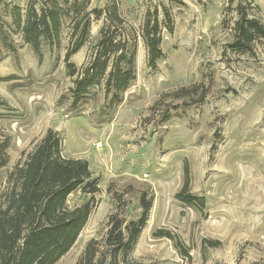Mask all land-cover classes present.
<instances>
[{
  "label": "rangeland",
  "instance_id": "1",
  "mask_svg": "<svg viewBox=\"0 0 264 264\" xmlns=\"http://www.w3.org/2000/svg\"><path fill=\"white\" fill-rule=\"evenodd\" d=\"M55 1L58 44L43 40L39 57L16 28L13 8L24 15L33 4L39 13L53 0H0V209L11 173L51 129L61 156L88 161L99 190L77 241L55 264H75L88 242H103L110 216L136 222L142 195L152 207L131 264H264V40L254 55L229 49L240 0ZM241 1L264 23V0ZM107 6L123 17V33H134L136 77L119 102L102 82L72 107L76 76L64 61L72 22ZM146 11L160 27L155 69L141 35ZM89 19L84 46L70 58L78 69L90 60L105 14ZM186 179L203 207L176 198ZM88 200L78 190L66 206Z\"/></svg>",
  "mask_w": 264,
  "mask_h": 264
},
{
  "label": "trees",
  "instance_id": "2",
  "mask_svg": "<svg viewBox=\"0 0 264 264\" xmlns=\"http://www.w3.org/2000/svg\"><path fill=\"white\" fill-rule=\"evenodd\" d=\"M65 1H73V5L79 2ZM233 1L230 0V5ZM56 3L53 0V6L42 8L39 13L30 4L24 15L20 8H13L16 28L21 31L24 42L39 57L43 40L58 44L61 15ZM250 7V2L243 3L241 0L234 7L237 17L233 22V41L228 46L231 52L254 55L256 42L264 40V23L250 14ZM84 11V8H80L78 14ZM90 12L72 22L71 46L64 55L68 74L76 76L71 92L72 107L79 104L90 87L99 86L102 82L106 95L112 93L114 102H119L120 95L136 77L134 33L129 37L123 33L124 19L117 7L107 6L103 10ZM163 12L168 27L170 15L166 10ZM90 14L97 19L105 14V22L88 64L78 69L70 58L84 46L89 34ZM142 27L148 65L155 69L162 53L160 27L155 13H146ZM3 102L0 100V105ZM34 148L23 164H18L11 173L15 179L11 194L4 209H0V264H55L77 241L93 210L94 196L99 192L88 161L61 156L58 133L47 130L45 137ZM0 159L3 166L6 162L4 148L0 150ZM189 188L186 179L176 198L189 206L203 207V200L193 196ZM78 190L88 195L89 200L77 208L68 209V197ZM139 203L142 212L136 222L124 225V220L110 216V227L104 241L88 242L75 264H131L128 254L145 226L152 207L145 195L140 197Z\"/></svg>",
  "mask_w": 264,
  "mask_h": 264
}]
</instances>
